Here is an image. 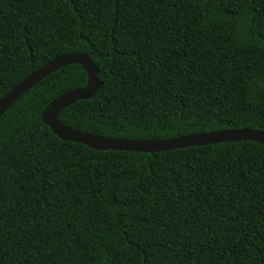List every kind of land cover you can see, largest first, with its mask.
Listing matches in <instances>:
<instances>
[{
    "label": "trees",
    "instance_id": "obj_1",
    "mask_svg": "<svg viewBox=\"0 0 264 264\" xmlns=\"http://www.w3.org/2000/svg\"><path fill=\"white\" fill-rule=\"evenodd\" d=\"M101 83L63 124L162 140L264 130V0H0V98L64 54ZM59 68L0 117V264H264V144L97 150L42 119Z\"/></svg>",
    "mask_w": 264,
    "mask_h": 264
},
{
    "label": "water",
    "instance_id": "obj_2",
    "mask_svg": "<svg viewBox=\"0 0 264 264\" xmlns=\"http://www.w3.org/2000/svg\"><path fill=\"white\" fill-rule=\"evenodd\" d=\"M73 63L81 64L86 70L87 82L85 86L70 89L59 95L42 112L43 121L63 140L80 142L97 150H124L147 153L232 141H255L264 144V130L248 127L215 130L162 140H137L103 137L63 124L59 119V114L64 108L78 100L93 97L101 87L97 77L98 70L91 56L85 52L56 57L24 77L0 98V117L23 93L47 75Z\"/></svg>",
    "mask_w": 264,
    "mask_h": 264
}]
</instances>
